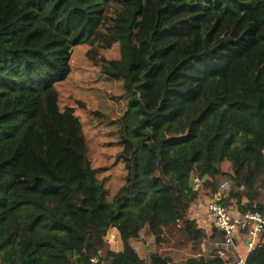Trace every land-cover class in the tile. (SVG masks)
<instances>
[{"label": "trees", "instance_id": "16d2710c", "mask_svg": "<svg viewBox=\"0 0 264 264\" xmlns=\"http://www.w3.org/2000/svg\"><path fill=\"white\" fill-rule=\"evenodd\" d=\"M80 45L123 80L112 198L75 108L60 105ZM224 161L230 205L264 215V0H0V264H145L131 240L147 229L162 244L179 222L220 241L189 211ZM113 231L123 250L104 251ZM246 264H264V232Z\"/></svg>", "mask_w": 264, "mask_h": 264}, {"label": "rangeland", "instance_id": "374dc122", "mask_svg": "<svg viewBox=\"0 0 264 264\" xmlns=\"http://www.w3.org/2000/svg\"><path fill=\"white\" fill-rule=\"evenodd\" d=\"M87 51L88 46L85 45L74 49L72 71L66 80L57 85V89L61 107L73 106L81 119L88 141L89 158L97 170L98 178L108 188L109 197L112 198L123 184L126 172L120 158L122 146L118 131L119 117L125 111L127 102L124 96L123 80L105 75L101 65L92 60ZM104 53L108 58L119 57L118 47L106 50ZM222 168L225 174L218 177L217 186L221 181L230 178L228 175L231 171L230 162L224 161ZM178 224L182 226L184 236H190L195 249H200V244L207 239L210 240L205 236L200 240L194 239L185 231L182 222ZM175 226L176 224L165 231L164 243L158 246L165 247L170 243L168 232ZM167 258L173 261L172 258ZM178 264H184V262Z\"/></svg>", "mask_w": 264, "mask_h": 264}, {"label": "crops", "instance_id": "0c3cea01", "mask_svg": "<svg viewBox=\"0 0 264 264\" xmlns=\"http://www.w3.org/2000/svg\"><path fill=\"white\" fill-rule=\"evenodd\" d=\"M208 199L209 196L200 198L190 208L189 216L193 220V228L196 230L209 232L214 227L213 219L207 215L206 212ZM232 212L234 216L240 214V211L235 206H232ZM184 229L187 233L191 234L188 228L186 229L185 227ZM183 233L184 231L182 226L180 224H176V226L171 228L168 232L170 243L165 247H160L156 244L154 235L149 233L147 229H144L141 232L140 238L131 240V245L140 259L144 260L145 264H153L152 256L154 254H158L163 258H172V264L183 262L185 264L189 259L199 260L202 257L208 258L218 252L220 247L218 239H207L204 243L200 244V249H195L190 236H184ZM249 242L250 239L248 233L241 231L236 237L235 245H231L227 249V255L224 258L227 261V264H237V260L241 256L248 255L251 251ZM109 250H123V242L119 238L116 231L112 232L110 242L104 251Z\"/></svg>", "mask_w": 264, "mask_h": 264}, {"label": "built area", "instance_id": "2783aa9c", "mask_svg": "<svg viewBox=\"0 0 264 264\" xmlns=\"http://www.w3.org/2000/svg\"><path fill=\"white\" fill-rule=\"evenodd\" d=\"M231 189L230 180L221 181L209 196L206 205V212L213 219L214 226L224 233V239L219 241L218 250V254L223 258L227 255L228 247L235 245L236 237L242 229H248L251 251L255 248L259 236L264 232V215L257 208V201L245 212H240L237 216L233 215L232 206L229 203ZM247 256H241L237 264H246Z\"/></svg>", "mask_w": 264, "mask_h": 264}, {"label": "water", "instance_id": "95a60500", "mask_svg": "<svg viewBox=\"0 0 264 264\" xmlns=\"http://www.w3.org/2000/svg\"><path fill=\"white\" fill-rule=\"evenodd\" d=\"M195 185V181L192 179L191 186L193 187Z\"/></svg>", "mask_w": 264, "mask_h": 264}]
</instances>
